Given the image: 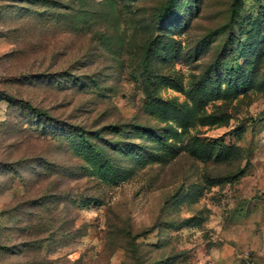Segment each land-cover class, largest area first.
<instances>
[{
    "label": "rangeland",
    "instance_id": "obj_1",
    "mask_svg": "<svg viewBox=\"0 0 264 264\" xmlns=\"http://www.w3.org/2000/svg\"><path fill=\"white\" fill-rule=\"evenodd\" d=\"M0 264H264V0H0Z\"/></svg>",
    "mask_w": 264,
    "mask_h": 264
},
{
    "label": "trees",
    "instance_id": "obj_2",
    "mask_svg": "<svg viewBox=\"0 0 264 264\" xmlns=\"http://www.w3.org/2000/svg\"><path fill=\"white\" fill-rule=\"evenodd\" d=\"M236 1V0H235ZM167 14V8L165 7V8H162L161 10H160V12H159V18L160 19H163L164 17H165V15ZM145 70H147V69H145ZM148 71V70H147ZM24 105H26V106H29L26 102H24L23 103ZM85 143H87V141H84Z\"/></svg>",
    "mask_w": 264,
    "mask_h": 264
}]
</instances>
